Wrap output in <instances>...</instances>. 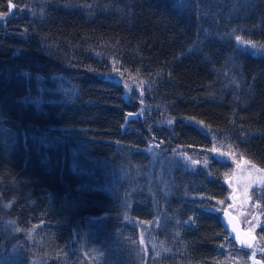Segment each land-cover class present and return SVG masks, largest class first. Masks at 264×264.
<instances>
[{
    "label": "trees",
    "instance_id": "trees-1",
    "mask_svg": "<svg viewBox=\"0 0 264 264\" xmlns=\"http://www.w3.org/2000/svg\"><path fill=\"white\" fill-rule=\"evenodd\" d=\"M237 39L264 44V0H0L7 264L249 252L216 212L233 165L211 154L223 144L264 171V56ZM252 196L264 244V188Z\"/></svg>",
    "mask_w": 264,
    "mask_h": 264
},
{
    "label": "rangeland",
    "instance_id": "rangeland-1",
    "mask_svg": "<svg viewBox=\"0 0 264 264\" xmlns=\"http://www.w3.org/2000/svg\"><path fill=\"white\" fill-rule=\"evenodd\" d=\"M236 41L237 46L241 50L257 57L264 56V44L247 42L241 39ZM241 41L244 43H241ZM211 154L216 159L233 165L230 175L225 180V184L229 189V196L227 202L218 204L217 214L221 217L225 210L231 211L239 217L243 227L250 230L257 237L254 249L251 248L253 249L252 251L248 249L249 252H235L236 259L233 264H264V244L260 241L257 234L258 228L262 224V214L259 204L254 201L252 196L253 191L264 188V171L234 153L231 147L223 144H215ZM150 237L151 231L149 229H145L142 236L140 235L138 242L141 244H138V246L143 251H146L148 244L152 241ZM26 238L29 240L30 235ZM126 247L129 246L124 248ZM13 259V255L10 252L6 254L0 253V264H7Z\"/></svg>",
    "mask_w": 264,
    "mask_h": 264
},
{
    "label": "water",
    "instance_id": "water-1",
    "mask_svg": "<svg viewBox=\"0 0 264 264\" xmlns=\"http://www.w3.org/2000/svg\"><path fill=\"white\" fill-rule=\"evenodd\" d=\"M230 238L240 247L251 249L254 247L257 237L250 230L243 227L238 216L229 210H225L220 218Z\"/></svg>",
    "mask_w": 264,
    "mask_h": 264
},
{
    "label": "snow or ice",
    "instance_id": "snow-or-ice-1",
    "mask_svg": "<svg viewBox=\"0 0 264 264\" xmlns=\"http://www.w3.org/2000/svg\"><path fill=\"white\" fill-rule=\"evenodd\" d=\"M241 43H244L243 41H241ZM170 123H171V121H170ZM190 159V158H189ZM193 163H196L195 161H193Z\"/></svg>",
    "mask_w": 264,
    "mask_h": 264
}]
</instances>
